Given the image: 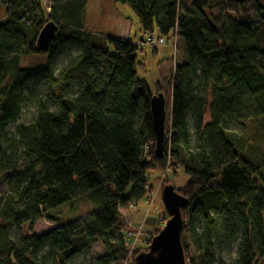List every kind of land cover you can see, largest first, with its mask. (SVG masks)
<instances>
[{"label": "trees", "instance_id": "1", "mask_svg": "<svg viewBox=\"0 0 264 264\" xmlns=\"http://www.w3.org/2000/svg\"><path fill=\"white\" fill-rule=\"evenodd\" d=\"M112 1L131 8L142 35L174 34L183 49V59L158 63L153 92L136 76V46L84 30L88 0L0 1V172L12 167L8 127L23 107L38 111L18 128L21 168L5 177L0 264H73L95 243L101 255L78 264H128L119 209L146 198L149 173L164 169L187 176L174 188L187 200L186 264H264V0ZM49 21L54 40L37 52ZM28 55L45 56L44 66L20 68ZM158 93L167 110L160 157L149 106ZM78 198L92 210L61 220L57 209ZM39 218L56 226L12 241L10 228Z\"/></svg>", "mask_w": 264, "mask_h": 264}, {"label": "rangeland", "instance_id": "2", "mask_svg": "<svg viewBox=\"0 0 264 264\" xmlns=\"http://www.w3.org/2000/svg\"><path fill=\"white\" fill-rule=\"evenodd\" d=\"M43 3V2H42ZM212 13H216L213 11ZM4 16V6L0 5V20ZM83 28L90 32H96L101 35L111 36L129 40L138 48L136 52L137 62L136 76L140 80H144L148 88L153 92V87L160 80L158 73V63L164 59L176 60L183 59L184 52L181 45L177 42L171 43L166 41V44H156L151 46L146 42L147 35H142L138 25L137 18L131 8L126 4L115 3L112 0H88L83 13ZM153 38H163L167 40V36H160L155 30L152 34ZM75 54L73 50L72 55ZM46 61L45 56L28 55L20 57V68H34L44 66ZM67 65V58L62 55L57 60L56 74ZM42 95H46L47 86L42 84ZM168 88L165 90L167 96ZM38 111L35 105H28L22 108L18 120L12 123L7 129V143L3 145L9 164L12 167L9 170L0 172V202L4 201L7 185L5 177L14 171H18L20 167L19 157L22 151L20 137L17 134L18 128L31 127L34 123ZM167 119V110H166ZM165 119V120H166ZM167 121V120H166ZM203 122H208V116H204ZM167 122H165L164 134L167 130ZM248 126H252V121H247ZM234 136L241 138L243 130L234 124H231ZM168 182V184H164ZM187 181V176L181 171L173 173L170 169L163 171H154L149 173V188H151L148 196L140 200L137 204H130L127 207L119 209L120 215L123 217L124 223L127 226L126 234L130 233V244L127 246L128 264L130 261L134 264V258L131 259L135 252H146L151 239L157 235L162 229L166 220L167 214L163 206L161 191L164 185H172L175 189L182 187ZM164 184V185H163ZM92 210V206L87 204L84 198L66 204L57 209L56 215L61 220H70L77 215L85 214ZM262 229L264 234V211L261 214ZM62 222V221H61ZM55 223H51L44 218H39L32 223H26L18 228H10L9 234L12 241L19 243L21 238L31 236H41L54 228ZM102 248L98 243L92 244L86 250L82 251L81 255L73 264L97 258L101 255ZM223 259L228 260L226 254L222 255ZM127 264V263H126ZM132 264V263H131Z\"/></svg>", "mask_w": 264, "mask_h": 264}, {"label": "water", "instance_id": "3", "mask_svg": "<svg viewBox=\"0 0 264 264\" xmlns=\"http://www.w3.org/2000/svg\"><path fill=\"white\" fill-rule=\"evenodd\" d=\"M1 1V0H0ZM244 3L251 0H231ZM57 27L47 22L36 38V51L44 52L54 40ZM150 115L154 133V151L160 157L163 153L164 128L166 122V102L162 93L155 94L150 99ZM161 198L168 216L162 229L154 236L146 252L139 253L134 258V264H186L181 234L183 228L182 210L187 207V200L180 196L172 185L162 187Z\"/></svg>", "mask_w": 264, "mask_h": 264}, {"label": "built area", "instance_id": "4", "mask_svg": "<svg viewBox=\"0 0 264 264\" xmlns=\"http://www.w3.org/2000/svg\"><path fill=\"white\" fill-rule=\"evenodd\" d=\"M43 4L48 6L47 0H43ZM166 41H169L171 43H174L176 41V36L174 34L169 35L167 37V40H164L163 38H153V36H149L146 39V42L149 43L151 46H155L156 44L162 45V44H166ZM130 233L126 234V239H125V247L127 248V246L131 243L130 242Z\"/></svg>", "mask_w": 264, "mask_h": 264}]
</instances>
